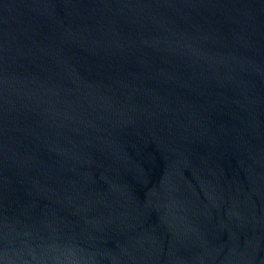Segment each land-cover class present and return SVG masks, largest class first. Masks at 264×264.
<instances>
[{
    "label": "water",
    "instance_id": "water-1",
    "mask_svg": "<svg viewBox=\"0 0 264 264\" xmlns=\"http://www.w3.org/2000/svg\"><path fill=\"white\" fill-rule=\"evenodd\" d=\"M0 264H264V0H0Z\"/></svg>",
    "mask_w": 264,
    "mask_h": 264
}]
</instances>
